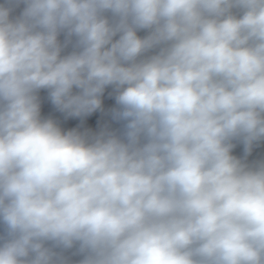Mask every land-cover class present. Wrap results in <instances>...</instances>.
<instances>
[{"label":"clouds","instance_id":"1","mask_svg":"<svg viewBox=\"0 0 264 264\" xmlns=\"http://www.w3.org/2000/svg\"><path fill=\"white\" fill-rule=\"evenodd\" d=\"M0 264H264V0H0Z\"/></svg>","mask_w":264,"mask_h":264},{"label":"trees","instance_id":"2","mask_svg":"<svg viewBox=\"0 0 264 264\" xmlns=\"http://www.w3.org/2000/svg\"><path fill=\"white\" fill-rule=\"evenodd\" d=\"M42 95H45V93H42ZM43 110H44L45 113H50V112L52 111L50 105H48V104H45V105H44ZM89 119H90V120H93L94 117H93V118H89ZM75 123H77V121H72V122H71V124H73V125H74Z\"/></svg>","mask_w":264,"mask_h":264}]
</instances>
